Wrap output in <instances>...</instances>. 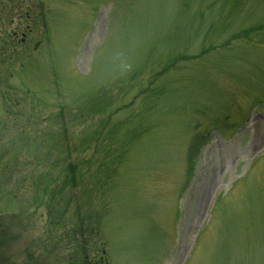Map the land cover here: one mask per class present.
Segmentation results:
<instances>
[{"label":"rangeland","instance_id":"1","mask_svg":"<svg viewBox=\"0 0 264 264\" xmlns=\"http://www.w3.org/2000/svg\"><path fill=\"white\" fill-rule=\"evenodd\" d=\"M2 148L11 255L264 264V0H0Z\"/></svg>","mask_w":264,"mask_h":264},{"label":"flooded vegetation","instance_id":"2","mask_svg":"<svg viewBox=\"0 0 264 264\" xmlns=\"http://www.w3.org/2000/svg\"><path fill=\"white\" fill-rule=\"evenodd\" d=\"M6 154L4 148L0 149V199L4 200L9 191L10 176L8 165L6 164ZM6 172V173H5ZM8 173V175H7ZM8 187V188H7ZM6 212L0 211V264H38L41 256L27 254V251H21L15 255L10 254L9 250V223H7ZM41 263V262H40Z\"/></svg>","mask_w":264,"mask_h":264},{"label":"bare ground","instance_id":"3","mask_svg":"<svg viewBox=\"0 0 264 264\" xmlns=\"http://www.w3.org/2000/svg\"><path fill=\"white\" fill-rule=\"evenodd\" d=\"M101 16H102V14L100 15V17H101ZM100 17H99V19H100ZM99 19H98V20H99Z\"/></svg>","mask_w":264,"mask_h":264}]
</instances>
